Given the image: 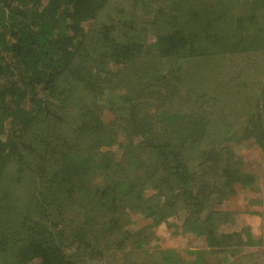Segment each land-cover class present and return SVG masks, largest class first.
Masks as SVG:
<instances>
[{
    "label": "trees",
    "instance_id": "trees-1",
    "mask_svg": "<svg viewBox=\"0 0 264 264\" xmlns=\"http://www.w3.org/2000/svg\"><path fill=\"white\" fill-rule=\"evenodd\" d=\"M110 1L0 0V264H128L144 253L136 218L156 227L182 211L189 247L255 245L249 230L223 233L210 203L256 181L234 150H264V0H132L114 13ZM224 54L253 57L233 80L242 89L194 90L201 111L179 117L185 61ZM252 88L243 131L210 129ZM49 186H64L57 205ZM35 202L55 207L49 229L32 221Z\"/></svg>",
    "mask_w": 264,
    "mask_h": 264
},
{
    "label": "rangeland",
    "instance_id": "rangeland-1",
    "mask_svg": "<svg viewBox=\"0 0 264 264\" xmlns=\"http://www.w3.org/2000/svg\"><path fill=\"white\" fill-rule=\"evenodd\" d=\"M133 1L140 2V0ZM130 3L132 0H111L108 7L111 9V13H114L118 8L127 7ZM107 14L108 12H105L103 15L106 16ZM206 57L193 58L183 64L188 73L183 79L185 89L180 95H175L172 104V111L177 112L179 117H182L183 114L201 111L199 103L193 100L195 97L194 90H202L203 94H212L216 91L219 94H232L242 89L235 85L233 80L241 73L243 67L252 66L254 62L253 57L249 56L232 58L224 54L216 60ZM256 89L252 88L244 95L249 97L248 100L238 98L237 102L232 101L231 105L227 106L228 110L224 112L228 116L225 119L226 122L212 124L210 129L227 128L243 131L251 115L256 111L257 99L254 98ZM183 101L187 102L184 103ZM210 104L206 105V114L208 115L212 114L209 112ZM254 142L251 139L248 143L246 142L233 150L242 157L246 171L256 176L255 184L251 188L236 191L235 195L224 199L220 204L215 201L216 199L210 203L211 209L217 208V211L221 209L224 214L226 213L227 221L221 227L223 233L244 235V232L249 230L252 239L255 241L254 246L244 245L235 256H232L233 252L227 254L225 252H213L207 246L189 247L195 246L197 242L191 241L188 233L182 228L185 217L187 219V214L182 211L179 216L174 215L161 220V223H158L156 227L147 225L148 220L136 218L137 221H134V226L137 229L145 227L147 233L142 246L144 253L140 251L136 257L129 255L123 258L124 261L128 264H157L158 262L159 264H264V150L255 146ZM45 190L48 191L49 202L53 200L54 205L63 200L61 193L64 192V186H49ZM40 191L42 194H46L42 185H40ZM184 200L182 197H177L174 200L175 206L187 211L186 206L189 205ZM35 204L38 211L35 212L32 221L39 220L43 227L46 226L47 228H45L49 229L57 214L55 207L51 203L48 206V211L43 205L40 206L37 202ZM78 210H74L72 214L78 215ZM38 213L39 219H37ZM119 255L120 253L105 255L103 264H116L120 261Z\"/></svg>",
    "mask_w": 264,
    "mask_h": 264
}]
</instances>
